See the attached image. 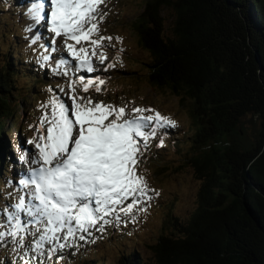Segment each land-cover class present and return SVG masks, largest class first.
<instances>
[{"label": "trees", "instance_id": "1", "mask_svg": "<svg viewBox=\"0 0 264 264\" xmlns=\"http://www.w3.org/2000/svg\"><path fill=\"white\" fill-rule=\"evenodd\" d=\"M0 2L4 12L22 9L21 0ZM14 26L21 29L20 20ZM134 30L148 52L151 85L191 100L187 162L200 185L193 212L186 221L171 213L170 233L150 246L149 257L133 251L117 264H264V0H148ZM14 47L0 46L4 188L6 126L17 121L26 94L18 78L38 92L36 84L51 77L49 67L35 66ZM65 260L76 264L67 254ZM0 262L12 264L2 252Z\"/></svg>", "mask_w": 264, "mask_h": 264}, {"label": "snow or ice", "instance_id": "2", "mask_svg": "<svg viewBox=\"0 0 264 264\" xmlns=\"http://www.w3.org/2000/svg\"><path fill=\"white\" fill-rule=\"evenodd\" d=\"M101 5L106 0H32L28 7L33 23L44 22L53 34L52 45L63 37L71 61L49 54L60 52L58 46L45 47L40 60L67 78L56 88L71 102L50 95L39 105L37 123L29 125L34 135L26 143L35 151L21 145L19 160L27 172L8 193L11 203L0 206V251L12 254V264H55L65 259V250L94 242L95 233L109 225L136 223L160 195L141 165L152 141L162 147L177 121L123 98L119 104L97 100L90 93L105 91V77L77 75L116 66L100 69L93 60L104 64L114 47V38L100 28L107 15Z\"/></svg>", "mask_w": 264, "mask_h": 264}, {"label": "rangeland", "instance_id": "3", "mask_svg": "<svg viewBox=\"0 0 264 264\" xmlns=\"http://www.w3.org/2000/svg\"><path fill=\"white\" fill-rule=\"evenodd\" d=\"M30 1L32 0H21L22 9L20 12L18 8L11 12L1 11L3 6L0 2V46L3 51H7L8 47L15 46L14 48L18 49V55L26 56L27 59L33 58L35 66L42 67L40 57L44 54L45 47L58 46L61 49L60 52L49 54L54 55L57 59L63 56L71 61L72 58L64 48L63 37L57 39L56 45H52L53 34L44 26V22H40L39 25L35 24L27 15L28 7L31 5ZM147 1L106 0V5H101L107 15L101 22L100 28L103 35H110L114 38L112 41L114 47L109 46L107 53L109 58L104 64H99L98 58L94 57L93 60L100 69L109 63H115L116 66L107 69L108 72L110 71L109 73L101 71L93 74L78 73L77 75L84 74L87 77L99 74L105 77L106 83L103 86L105 91L90 93L97 100L119 104L123 98V100L134 101L137 106L151 107L160 111L162 115L177 121L175 128L168 129V135L164 137L162 147L156 146L159 143L158 140L152 141V146L145 154L141 165L150 187L158 190L160 195L153 196V200L149 202L148 211L140 213L136 223L128 221L126 224L121 223L116 227L109 225L106 232L95 233L97 238L94 242H82L79 249H72L68 252L65 250L66 254L71 253L69 258L76 264H85L86 262L117 264L123 256L133 251H137L141 256L149 257L151 255L150 246L157 241L162 233H170V225L165 221L169 219L171 213L181 221H186L196 207L200 182L187 162V155L191 153L190 138L195 129L191 119L192 103L189 98L174 95L168 89L153 87L148 80L145 64L149 59L148 52L142 47L134 30L135 20L143 11ZM18 20L22 24L21 29L14 26ZM12 33L20 36L14 40ZM116 37L120 39L117 40ZM14 41L17 43L15 44ZM104 43L108 45L107 41ZM12 54L14 55V53ZM17 54L16 56L19 57ZM47 67H49L47 75H51V77L45 78L46 81L42 84H36L35 87H41L38 92L34 90L35 88L28 90L32 81L24 77L18 78V89L22 88L26 94L25 99L22 100L24 107L20 103L17 108V121H11L6 126V129L11 128V130L5 131L4 138L9 152L6 153L7 150H4V153L7 154L6 165L12 174L5 172L7 174L5 181L12 183H8L6 188L0 186V206L11 203L8 193L16 190L20 174L27 172V165L19 160L20 148L22 145L23 148L35 151L34 147L28 145L26 141L34 135V130L29 125L37 123L42 114L39 105L46 102L52 94L60 95L66 102H71L56 88L57 84L66 83L67 78L54 75L52 67L49 65L45 68ZM117 69L126 70L128 75L121 76V73L118 74L119 72L116 71ZM106 73L108 74L106 75ZM50 87L55 90L54 93L49 92ZM14 142L17 143V147H14ZM176 144H179V148H176ZM76 250L79 251L75 252ZM0 252L7 259L13 260L10 252L7 254L3 251ZM55 264H67V262L65 259H55Z\"/></svg>", "mask_w": 264, "mask_h": 264}, {"label": "bare ground", "instance_id": "4", "mask_svg": "<svg viewBox=\"0 0 264 264\" xmlns=\"http://www.w3.org/2000/svg\"><path fill=\"white\" fill-rule=\"evenodd\" d=\"M32 3V1H30Z\"/></svg>", "mask_w": 264, "mask_h": 264}]
</instances>
